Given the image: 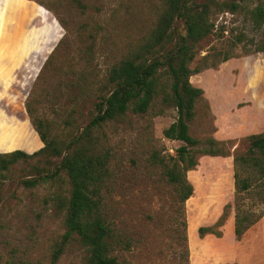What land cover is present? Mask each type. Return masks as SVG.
Segmentation results:
<instances>
[{
  "label": "rangeland",
  "instance_id": "374dc122",
  "mask_svg": "<svg viewBox=\"0 0 264 264\" xmlns=\"http://www.w3.org/2000/svg\"><path fill=\"white\" fill-rule=\"evenodd\" d=\"M162 2L0 0V153L19 148L23 135L30 136L25 146L39 137L27 112L29 100L38 99L37 116L65 131H80L93 115L96 97L78 87L100 85L109 68L154 27ZM238 3L235 12L214 15L215 31L199 45L201 56L232 48L234 57L190 77L203 89L190 133L230 141L231 154L199 157L187 172L194 190L182 207L149 158L153 150L176 156L182 142L163 132L175 121V109L162 115L129 112L100 130L112 152L108 209L118 232L131 242L112 252L123 264H264V216L240 239L232 206L216 226L235 199L233 153L249 147L247 136L264 131V52L255 50L264 41V26L254 28L249 17L264 0ZM41 142L28 153L41 149ZM32 164L44 162H18L2 185L0 264H51L66 231L64 211L56 204L69 195L65 173L27 188L21 181L31 177ZM200 226H216L221 236L201 238ZM85 251L73 238L55 264H86Z\"/></svg>",
  "mask_w": 264,
  "mask_h": 264
},
{
  "label": "trees",
  "instance_id": "16d2710c",
  "mask_svg": "<svg viewBox=\"0 0 264 264\" xmlns=\"http://www.w3.org/2000/svg\"><path fill=\"white\" fill-rule=\"evenodd\" d=\"M238 7V0H163L154 27L109 68L100 85L78 87L80 93L91 91L96 97L93 115L78 132L65 131L55 121L37 116L34 104L38 99L27 102V112L44 146L28 153L42 142L35 134L31 146H25L28 135H23L19 148L0 153V193L7 172L22 160L31 158L44 162V165L32 164L31 177L21 181L27 188L56 180L60 172L65 173L69 195L60 196L56 204L64 211L66 231L52 250L51 264L56 263L73 238L85 248L86 264H123L112 252L130 247V240L118 232L107 204L114 179L112 152L104 145L100 134L107 123L129 112L162 115L166 109H175V121L163 132L165 137L182 142L176 156L167 158L153 150L149 158L172 186L180 207L193 194L187 172L198 165L199 157L231 154L230 141L196 138L190 133V124L197 115L196 104L203 95V89L193 85L190 77L234 57L232 48L201 56L199 45L215 31L213 17L216 13L235 12ZM249 17L253 27L261 29L264 4L252 8ZM255 50L264 52V41L257 43ZM198 55L200 58L193 65ZM64 122L70 126L72 121L69 117ZM247 140L249 147L235 151L232 157L234 202L225 205L216 224L223 223L232 206L237 239L264 216V131L247 136ZM57 158L59 161L55 163ZM216 226H200L199 237L207 234L220 237L221 231Z\"/></svg>",
  "mask_w": 264,
  "mask_h": 264
}]
</instances>
